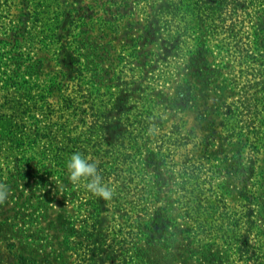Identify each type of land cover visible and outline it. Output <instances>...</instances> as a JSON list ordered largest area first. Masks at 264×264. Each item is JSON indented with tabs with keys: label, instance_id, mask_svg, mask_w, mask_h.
Instances as JSON below:
<instances>
[{
	"label": "trees",
	"instance_id": "16d2710c",
	"mask_svg": "<svg viewBox=\"0 0 264 264\" xmlns=\"http://www.w3.org/2000/svg\"><path fill=\"white\" fill-rule=\"evenodd\" d=\"M109 1L107 13L113 6L120 10L116 0ZM71 2L73 6L75 0ZM239 2H208L202 12L205 23L212 16L226 22L227 14L234 22ZM35 3L27 4L18 24L10 11L0 10V182H36L37 195L46 207L58 196L72 206L59 214L57 224L72 238L69 248L81 264L115 261L125 256L127 244L135 259L153 264L155 253L170 245L172 218L163 207L168 194L174 197L173 205L183 210L188 244L224 248L234 255L235 264H264V239L255 230L252 198L245 205V218L234 224L236 228L242 224V230L225 226L228 218L218 214L216 200L204 187L207 183L197 182L201 165L197 167L193 158L180 165L174 162L175 144L162 133L163 119L149 106L144 84L133 81L135 62L124 57L117 64L122 66L116 79L113 71L105 75L94 33L100 18H93L94 7L87 6L82 16L72 7L46 23L40 21L44 14ZM197 3L164 0L161 8L168 19L162 22L163 15L158 14L139 36L143 43L159 46L168 72L179 66V60L186 61L184 69L192 68L194 60L187 59L191 53L183 41L182 14L191 17V25ZM78 27L82 31L75 35ZM40 54L50 58L49 72L43 71ZM73 152L95 163L102 183L113 192L110 199L87 190L90 178L71 181L66 160ZM160 261L156 258L155 263Z\"/></svg>",
	"mask_w": 264,
	"mask_h": 264
},
{
	"label": "rangeland",
	"instance_id": "374dc122",
	"mask_svg": "<svg viewBox=\"0 0 264 264\" xmlns=\"http://www.w3.org/2000/svg\"><path fill=\"white\" fill-rule=\"evenodd\" d=\"M71 1L63 6L59 1L36 0L38 12L44 14L40 21L52 23L57 13L72 7L82 16L92 5L93 18H100L94 33L104 57L105 75L113 71L116 79L122 66L117 64L130 56L135 63L134 73L129 74L135 76L134 82L144 84L149 106L163 119L162 133L175 144L174 162L180 165L193 158L197 167L201 165L197 182L207 183L204 187L216 200L213 205L218 214L227 216L225 226L230 229L242 230V224L237 228L234 224L245 218V205L252 198L255 230L264 239V0H240L234 22L227 14L226 22L212 16L207 24L202 12L213 0H197L191 25V17L182 14V26L186 24L183 41L186 52L191 53L187 59L194 60L192 68L184 69V60H179V66L169 72L159 46L138 40L155 16L163 15L162 22L168 19L161 8L164 0H116L120 10L113 6L108 13L109 0H75L73 6ZM29 2L0 0V10L10 11V18L18 24ZM81 31L78 27L75 35ZM40 56L43 71L49 72L50 58ZM35 183L0 182V189L8 193L0 201V264H81L69 248L72 238L57 224L59 214L72 206L58 196L46 207ZM167 196L170 199H165L163 207L172 218L167 236L170 245L155 253L153 264H157L156 258L160 264H235L234 255L224 248L188 244L183 210L173 205L174 197ZM127 245L125 256L102 264H149L145 258L135 259L134 249Z\"/></svg>",
	"mask_w": 264,
	"mask_h": 264
},
{
	"label": "clouds",
	"instance_id": "9594fccd",
	"mask_svg": "<svg viewBox=\"0 0 264 264\" xmlns=\"http://www.w3.org/2000/svg\"><path fill=\"white\" fill-rule=\"evenodd\" d=\"M66 168L70 174V179L74 183L81 179H88L86 188L89 192L104 200H108L112 197V190L102 183L101 177L97 174V167L95 163L89 162L88 158L80 153L73 152L66 160ZM7 190L0 189V201L7 198Z\"/></svg>",
	"mask_w": 264,
	"mask_h": 264
}]
</instances>
